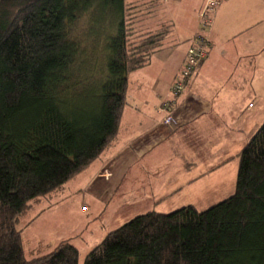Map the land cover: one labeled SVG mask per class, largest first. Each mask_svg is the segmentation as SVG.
Instances as JSON below:
<instances>
[{
	"label": "trees",
	"instance_id": "obj_1",
	"mask_svg": "<svg viewBox=\"0 0 264 264\" xmlns=\"http://www.w3.org/2000/svg\"><path fill=\"white\" fill-rule=\"evenodd\" d=\"M156 2L0 0V264H79L68 239L25 256L19 221L115 140L128 74L171 31L139 25ZM236 157L228 196L133 215L82 264H264V121Z\"/></svg>",
	"mask_w": 264,
	"mask_h": 264
},
{
	"label": "crops",
	"instance_id": "obj_2",
	"mask_svg": "<svg viewBox=\"0 0 264 264\" xmlns=\"http://www.w3.org/2000/svg\"><path fill=\"white\" fill-rule=\"evenodd\" d=\"M205 1L157 0L139 22L142 30L168 22L171 31L148 63L128 74L126 103L113 143L60 191L63 202L71 191L80 195L87 206L81 211L91 210L85 219L102 216L111 200L119 201L123 212L130 209L128 217L187 204L206 208L200 202L212 180L217 179L219 192L226 185V167H231L228 177L235 178L237 153L264 121V0H221L208 31V55L179 96L174 121L162 122L160 107L170 96ZM155 14V20L148 18ZM71 181L76 186L71 184L67 192ZM73 228L65 237L61 233L59 242L68 239L84 250L107 233L98 229L101 237L93 231L83 235Z\"/></svg>",
	"mask_w": 264,
	"mask_h": 264
},
{
	"label": "rangeland",
	"instance_id": "obj_3",
	"mask_svg": "<svg viewBox=\"0 0 264 264\" xmlns=\"http://www.w3.org/2000/svg\"><path fill=\"white\" fill-rule=\"evenodd\" d=\"M148 18L150 20H155L158 17L157 14H155L149 16ZM83 25V23L79 24V34L83 33L81 31L83 29ZM90 25H93V27L90 26V30H92L93 33L98 32L99 26H96V24ZM202 63L203 62L200 63L194 75L197 73ZM99 66H101L100 68H102L101 64H99ZM230 172L231 167H226L224 173V181L226 180V185H223V187L221 185L220 189L218 190L219 192H217L215 189V187H219L215 182L217 181V179H215V181L212 180L210 186L208 185L205 189V191H209V193L202 198L204 200L200 202V207H208L213 203L222 200L234 190L235 178L231 179V177H228L230 175ZM68 184L69 187L71 186V184L73 185V187L76 186L75 181H71V183ZM70 189L71 187L65 190L69 192L71 191ZM69 194L70 196L66 198L65 202H63L64 198L60 194V191L52 193L51 197L44 199L42 202H36L35 205H33L32 211H30L27 216L19 221V226L23 228L21 234L23 238L25 256L32 257L40 253L50 251L57 245L62 235H64L65 237L72 233L71 228L73 227V230H82L83 235L85 233H90L91 231H93V234L95 233V236L97 235L98 237H101L100 235H103V233H96V230L99 229L100 231L104 230L107 232L121 225L123 222L132 217H128V215H130V209H125L123 212V209H120V207H118L119 201L111 200L105 206V210L102 216H98L96 218H94V216H91V218L93 219H85L87 215H90L91 210L81 211V206L86 205V203L80 202V195L76 197L74 191L69 192ZM88 201L90 202L91 199H88ZM198 205L199 204H197V206ZM41 209L43 210L38 213ZM94 212L95 208L93 209V213ZM36 213H38V215ZM60 223H62V225ZM102 224H104V226H99ZM39 241H42L41 246L39 247L41 248L40 250L39 248H37ZM84 249L86 248H80V252L82 254L80 253L79 264H82L84 252L87 251Z\"/></svg>",
	"mask_w": 264,
	"mask_h": 264
},
{
	"label": "built area",
	"instance_id": "obj_4",
	"mask_svg": "<svg viewBox=\"0 0 264 264\" xmlns=\"http://www.w3.org/2000/svg\"><path fill=\"white\" fill-rule=\"evenodd\" d=\"M220 2L221 0H206L198 11L197 31L189 41L182 66L171 84L170 97L160 107L164 124H171L174 121L179 96L185 90L200 63L208 55L210 48L208 31L211 29L213 14ZM86 208V205L81 206V210H86Z\"/></svg>",
	"mask_w": 264,
	"mask_h": 264
}]
</instances>
